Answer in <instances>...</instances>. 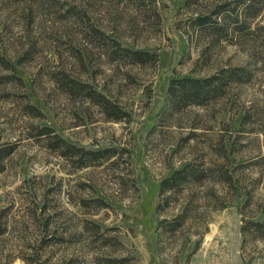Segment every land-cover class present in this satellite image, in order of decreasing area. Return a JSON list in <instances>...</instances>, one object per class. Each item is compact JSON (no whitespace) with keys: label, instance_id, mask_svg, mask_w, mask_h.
Here are the masks:
<instances>
[{"label":"rangeland","instance_id":"374dc122","mask_svg":"<svg viewBox=\"0 0 264 264\" xmlns=\"http://www.w3.org/2000/svg\"><path fill=\"white\" fill-rule=\"evenodd\" d=\"M155 6L158 22L125 0H0V146L12 149L0 264H264L251 225L264 223V0ZM100 32L156 61L107 57ZM211 76L203 104H167L171 80ZM58 78L91 86L120 120ZM53 135L114 153L77 168ZM184 167L200 180L160 197Z\"/></svg>","mask_w":264,"mask_h":264},{"label":"trees","instance_id":"16d2710c","mask_svg":"<svg viewBox=\"0 0 264 264\" xmlns=\"http://www.w3.org/2000/svg\"><path fill=\"white\" fill-rule=\"evenodd\" d=\"M126 2L135 4L137 9L144 13H149L155 17L157 22L159 21V15L156 10L155 0H125ZM199 26H207L208 19L200 17L195 19ZM217 25V24H216ZM103 44V52L107 57L112 59L122 60L132 65H145L150 62L156 61V56L148 52L131 50L121 47L120 43L115 41L110 36H106L100 32L98 35ZM60 79V86L65 92L70 94H78L79 96L87 99L93 105L98 106L108 118L114 120H120L122 116L121 110L112 103L107 97L94 90L91 86L69 78ZM217 78L215 76L207 78H177L171 80L167 89V104L170 108L184 107L190 104H203L210 96L215 93L218 88L216 87ZM42 135L50 136L52 131L49 129H42ZM52 141L49 143L51 149L58 152L59 156L69 159H74L77 164V168H85L94 166L100 160L105 159L110 154H113V150H101V151H88L83 148L66 143L63 139L56 135L52 136ZM12 154V149L9 146H0V172L4 169L5 160ZM200 177L191 167H184L180 170L173 172L168 178L161 181L159 186V196L163 197L166 194H173L179 192L181 187L186 183L197 182ZM169 200V197H166ZM185 215H180L174 219L173 223L167 221H161L158 225L159 229L171 232L177 226H181L185 222ZM255 228V237L264 240V223H251ZM250 227L244 226L242 233L247 234ZM3 230H0V236ZM116 262V261H115Z\"/></svg>","mask_w":264,"mask_h":264}]
</instances>
